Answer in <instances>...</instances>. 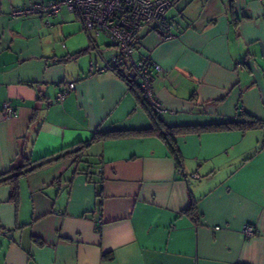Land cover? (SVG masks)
Returning a JSON list of instances; mask_svg holds the SVG:
<instances>
[{
    "label": "crops",
    "instance_id": "1",
    "mask_svg": "<svg viewBox=\"0 0 264 264\" xmlns=\"http://www.w3.org/2000/svg\"><path fill=\"white\" fill-rule=\"evenodd\" d=\"M49 1L0 0V175L96 133L151 127L131 60L160 65L168 127L264 122V0H175L168 29L140 30L120 73L106 67L118 49L92 43L77 11L13 14ZM175 140L181 167L157 135H126L21 174L16 201L0 184V264H264V126Z\"/></svg>",
    "mask_w": 264,
    "mask_h": 264
},
{
    "label": "built area",
    "instance_id": "2",
    "mask_svg": "<svg viewBox=\"0 0 264 264\" xmlns=\"http://www.w3.org/2000/svg\"><path fill=\"white\" fill-rule=\"evenodd\" d=\"M175 0H55L46 3H33L19 8L13 12L16 16H25L32 13L55 15L61 6L70 11H77L85 29L93 39L105 36L108 41L118 49L111 63L107 66L122 65L132 58L135 49V41L140 30L146 25L158 24L168 29L169 24L165 20L166 11L174 4ZM171 37L170 31L165 34ZM134 77L142 91L143 97L157 111L161 112V106L154 95L152 77L161 71L159 64L150 58H144L132 62ZM74 83L68 84L71 90ZM67 91H59L56 95L58 101L62 100ZM4 115L16 114L9 103L3 104ZM218 228V227H217ZM244 234L249 237L254 235L255 227L246 224Z\"/></svg>",
    "mask_w": 264,
    "mask_h": 264
},
{
    "label": "trees",
    "instance_id": "3",
    "mask_svg": "<svg viewBox=\"0 0 264 264\" xmlns=\"http://www.w3.org/2000/svg\"><path fill=\"white\" fill-rule=\"evenodd\" d=\"M175 2V1H174ZM92 43L95 42L92 36H90ZM83 53V52H78L76 54ZM121 66V65H119ZM119 66H107L113 69L115 72H119ZM131 84H135V90L136 94L138 97V100L140 101V104L145 108L147 113L149 114L150 120H151V127L149 128H143V129H138V130H122V131H111L107 133H96L94 134L91 139H89L86 142L83 143H76L75 145H72L71 150H68L67 152L61 153L57 156L54 157L55 153L48 154L46 156H43L37 160H34V162L31 166L27 167L28 164H22L18 168H16L17 171L16 173H4L0 175V184H10L12 186L11 188V199L16 201L17 198V187H16V179L23 173H26L28 171H32L46 163H49L53 160H56L60 158L61 156L64 155H69V154H74L78 153L81 151L85 146H87L89 143L100 139V138H105V137H116V136H143V135H157L160 137L166 144L170 154L174 158V161L176 163L177 167H181L182 164V157L179 152V149L176 144L175 136L179 134H184V133H189V132H199V131H208V130H227V129H248V128H257V127H262L264 126V122L259 121L257 119L253 118H244L241 121H236V122H226V123H219V124H211V125H196V126H180V127H168L166 126L161 117L159 116V111H157L150 103L146 101V99L143 97L142 91L139 88L138 83H134V81H130ZM78 164L81 162V160L77 161ZM31 164V163H30ZM91 167V166H89ZM88 175L94 174L93 171H86ZM95 183H100L101 179H94ZM97 195L101 196V186L99 184L98 190H97ZM186 213L191 220L194 222L197 221L198 219V213L196 209V204L195 201H191L189 207L183 211Z\"/></svg>",
    "mask_w": 264,
    "mask_h": 264
},
{
    "label": "water",
    "instance_id": "4",
    "mask_svg": "<svg viewBox=\"0 0 264 264\" xmlns=\"http://www.w3.org/2000/svg\"><path fill=\"white\" fill-rule=\"evenodd\" d=\"M260 46L262 47V44H260ZM38 89L42 90L43 89V85H38Z\"/></svg>",
    "mask_w": 264,
    "mask_h": 264
},
{
    "label": "rangeland",
    "instance_id": "5",
    "mask_svg": "<svg viewBox=\"0 0 264 264\" xmlns=\"http://www.w3.org/2000/svg\"><path fill=\"white\" fill-rule=\"evenodd\" d=\"M115 48V47H114ZM117 49V48H116Z\"/></svg>",
    "mask_w": 264,
    "mask_h": 264
}]
</instances>
